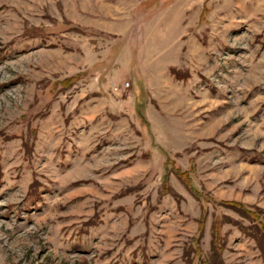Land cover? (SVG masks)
<instances>
[{"label":"rangeland","instance_id":"374dc122","mask_svg":"<svg viewBox=\"0 0 264 264\" xmlns=\"http://www.w3.org/2000/svg\"><path fill=\"white\" fill-rule=\"evenodd\" d=\"M0 264H264V0H0Z\"/></svg>","mask_w":264,"mask_h":264},{"label":"trees","instance_id":"16d2710c","mask_svg":"<svg viewBox=\"0 0 264 264\" xmlns=\"http://www.w3.org/2000/svg\"><path fill=\"white\" fill-rule=\"evenodd\" d=\"M178 173H179V176H181V177H183V175H185L184 173H180L179 171H178ZM185 181H186V179L185 178H183ZM186 182H188V179H187V181ZM229 204H231V205H236V206H238L239 208H242V204H238V203H235V202H232V203H229ZM201 228H202V226H200ZM200 228V229H201ZM215 235H216V233H214Z\"/></svg>","mask_w":264,"mask_h":264},{"label":"built area","instance_id":"2783aa9c","mask_svg":"<svg viewBox=\"0 0 264 264\" xmlns=\"http://www.w3.org/2000/svg\"><path fill=\"white\" fill-rule=\"evenodd\" d=\"M116 90V88H114Z\"/></svg>","mask_w":264,"mask_h":264}]
</instances>
